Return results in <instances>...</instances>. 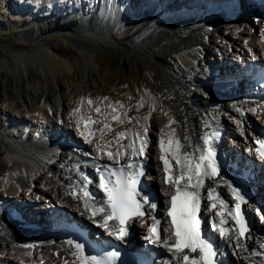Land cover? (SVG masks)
<instances>
[{"label": "bare ground", "instance_id": "bare-ground-1", "mask_svg": "<svg viewBox=\"0 0 264 264\" xmlns=\"http://www.w3.org/2000/svg\"><path fill=\"white\" fill-rule=\"evenodd\" d=\"M30 4L33 6L34 4H44V0H28ZM47 2L49 0H46ZM45 1V2H46ZM54 1V0H53ZM83 1V0H82ZM162 1V2H161ZM195 1V2H194ZM200 0H151L147 7L146 4H141L137 0H130L132 7L136 8L137 10L134 11L135 13L140 14V10L143 9L146 11L145 16L140 17L139 19H132L129 16V13H125L123 9H121L118 5L115 6L114 10L112 11V17L111 22L109 23V28L107 31L101 32L102 34L94 33L89 34L92 38L84 36L83 34L85 32H90L88 27L91 26L92 21H94V18L88 22L84 21V16H86L84 13L82 14V17L80 18L79 23L75 26L74 31H67L61 33H53L54 35L60 34L61 37L64 39L66 38H72L73 36L77 35L80 37L82 36L85 38L84 40H94L97 41L98 45L109 47L112 49L119 50L122 53H132L140 50H147L144 52L148 53V56H153L154 62L151 64L153 69L157 72H159L161 75L165 77L166 82V90L164 91L169 93V96H164L163 99H160V96L157 92L151 91V93L141 94L138 98V112L140 114V119L137 120V127L138 129L129 128V120L126 116H121V119L124 120L123 123H119L117 120L111 119L113 115H116L117 113H124L127 112V110L124 111H117V113H113L111 110L107 114H102V111L100 113H97L93 108L92 104L89 105L87 102L88 100H91V96L87 98H83L81 102V110L80 116L84 119H87L90 117H95V123L92 127H96L95 136L90 135V127L85 128V125L81 124L80 120L81 117L78 119L79 122V130L77 131V121L76 118H73L74 121L71 123H65L63 124L64 127L59 129L58 124L56 123L57 118L59 117L58 112L52 108L49 104V96H43L40 95L39 100H41L40 107L38 109V118L33 117V114L31 115V121L26 120L25 118H15L16 121H13V118H8L9 122L8 125H12L14 129L17 131L19 130L21 134L19 137V140L14 141L13 145L9 146L7 149V172L5 175V178L0 182V198L1 202H4L5 200H9L8 196H14L16 201L19 197V194L21 195L22 199L27 201H33L42 204V202H46L47 205H40L37 206L38 210L41 212H45V216L49 218H55L56 215H63L68 217H74L78 220H84V218H89V216L86 215L84 203L81 202L79 199H73V197L69 196L68 194V186L71 181V177L75 176V174L78 173L75 165L81 166L83 165L84 159H82V154H79L71 149L70 145H67V143L61 144L58 140V137L62 133H68L69 130H73L76 133L79 140L84 141L86 144L93 143L92 141H95L97 137H102L104 134H108L109 130L107 128H104L102 126V122H105L109 124L113 129H115V126L119 127V125L124 127V133H126V137L121 139L119 141L120 144L124 145V148L126 151H128L129 154H131L130 149H128V145L130 141L133 139L132 133H140L143 134V129L147 128V137L149 140V145L146 150V156L148 159L146 160L147 164V175L151 177V184L152 186H155L160 191H165L168 189V187H164L160 184V169L163 168V164L161 163L159 156H160V148H159V142L161 138L163 137L165 141L168 139V133H170L173 129L175 130V136L180 138L181 143H188L183 140V137L187 135L189 137V142L194 147H202L201 138L203 137V134L208 130V127H215L218 125H221L225 128V143L224 145L226 147H229V138H232L234 140V143L237 145L244 144L245 147H249L254 142L255 138L252 136V133L249 132L248 125L251 122H259L264 123V104L256 103L252 104L249 102H243L239 101L236 103L235 101H231L229 98L219 95L218 93H214V91H206L204 89H201L200 91L199 99L196 100L194 98V90L196 88H191L188 85L194 81H192V75H190L189 70H191L190 67L194 64V61L197 60L198 55L203 54L205 57L210 56V46L209 44V37L213 33H205L206 31L202 29V27L199 25L197 27H191L189 25H185L186 22H188L187 19L190 17L191 10L193 5H196V10L198 11L201 3L198 2ZM55 4H58L62 10L60 13L63 14V12L70 10L73 4L76 6H80L81 0H55ZM177 2V9H179L181 6H184V12L183 16H179L176 13L168 12L170 7L174 5V3ZM50 3V1H49ZM124 4V0H122L121 5ZM160 4L161 6H164L165 8H168L167 13L166 9H163L160 14L155 15L154 14V7ZM50 5V4H49ZM48 5V6H49ZM32 6L29 7H23L21 8V11L19 14L14 16L19 17H31L32 11L35 9L40 8L39 6ZM46 5V7H48ZM57 6V5H56ZM59 6H57L59 8ZM62 6L67 7V9H64ZM50 7H52L50 5ZM48 7V9H50ZM56 7V8H57ZM46 10V13L49 14V12L52 10ZM24 10V11H23ZM109 12V11H108ZM108 12H100L99 16L101 19H104L105 13ZM14 13V12H13ZM96 13V11L94 12ZM133 14V13H132ZM97 15V14H96ZM124 15V16H122ZM122 16V17H121ZM114 17V18H113ZM149 17V18H148ZM182 17H185L184 19ZM202 17V16H201ZM200 17V18H201ZM143 18V19H142ZM178 18H181V20H178ZM36 19V17H35ZM46 19V18H45ZM146 19H150V21H147ZM64 20V19H63ZM140 21V26L137 30L139 33H143L142 37H125L123 36L122 32L124 29H127L130 27V22L134 21ZM142 20V21H141ZM240 20V21H239ZM236 23L234 22H228L226 28H220L218 23H215V30H219L218 33L224 36L225 41L231 40L229 43L234 46V48L230 49L227 47H224V43L217 42L215 39L210 40V44H212L215 49L217 50L222 58H225V60H231L230 56H235L237 54L239 57H242L246 54L247 50L242 48L240 44H236L235 41L232 38V35H229L226 30L232 29L235 30V33H241L245 35V38L247 37V47L248 52H252L254 56L257 57V60L259 62H264V43H262L261 36L263 34L262 24H260V21H257L256 23L253 21V19L245 18V19H239ZM41 21V22H40ZM40 23L37 24L35 28L28 32H21V34L18 36V40L20 41H26L29 46L32 44V42L42 33L44 32L47 34L50 32L48 29H44V22L40 20ZM171 21H174L173 23ZM246 23L248 25L246 26ZM50 23V22H49ZM234 23V24H233ZM52 24V23H51ZM55 24V23H54ZM260 24V25H259ZM80 26H84L85 29L81 30ZM166 26H172V28H179V34H171V37H162L158 41H155L156 37L153 39L151 36L153 34H159L157 31L159 29H169L166 28ZM57 27V26H55ZM146 27V28H143ZM148 27L154 28L155 31L150 33H145ZM246 27H248V32L246 31ZM46 28V27H45ZM58 28V27H57ZM60 28H58L59 30ZM141 29L145 31H141ZM184 29V30H181ZM36 30V31H34ZM46 30V31H44ZM92 30V28H91ZM97 30V29H95ZM150 30V29H149ZM116 32L120 36V38L123 41H128L124 44L121 42H113L109 40L107 35L110 33L107 32ZM151 31V30H150ZM167 31V30H166ZM39 32V33H38ZM26 34V35H23ZM98 34V35H96ZM35 39H34V36ZM165 36V35H164ZM46 37V36H45ZM96 37V38H95ZM44 39V38H43ZM88 39V40H87ZM108 39V40H106ZM42 39L39 38L33 46V50L36 54H40V52L47 53V49L41 47V41ZM233 40V41H232ZM73 42V41H72ZM39 45V47H38ZM86 47H80L79 46V52L80 56L77 58L78 62L83 65L85 68L89 67V64H91L93 60V51L89 50L90 47L94 49L96 46L91 45L89 43H85ZM48 46V45H47ZM89 48V49H88ZM213 48V47H212ZM229 50V51H228ZM28 51V50H27ZM27 51H17L16 54H19L20 52H27ZM246 51V52H245ZM16 52V51H15ZM53 52V51H52ZM96 52V51H95ZM54 53V52H53ZM232 53L234 55H232ZM12 53V58H16ZM141 54V53H140ZM21 54H19L20 56ZM242 55V56H241ZM18 64L20 63L19 60L16 59ZM243 60H248L246 58H243ZM207 61V59H206ZM208 62V61H207ZM29 62H27L28 64ZM6 65H0V71H4L10 75H16L15 62H9L5 63ZM54 66L55 69L58 70V68H61L62 70H66L71 67V64L69 62L62 63L61 65L57 64L54 60ZM225 67L223 66V69ZM56 70V71H57ZM188 70V71H187ZM45 72L47 75L51 72L49 67L45 69ZM212 70L207 68V70L204 72V75L206 78H211L207 82H212L213 74ZM228 72H230V68L228 67ZM55 82H57V76L54 77ZM53 78V79H54ZM53 81V80H52ZM188 85H186V83ZM168 82V84H167ZM153 84V83H152ZM199 84H201L199 82ZM212 85V83H211ZM214 89V88H211ZM171 90H176L177 94H173ZM199 90V89H196ZM171 91V92H170ZM174 92V91H173ZM197 92V91H196ZM193 94V95H192ZM197 93H195V96ZM198 95V96H199ZM216 96L224 98L223 100H220V103H222L223 108L225 111H228L230 120L225 119L221 114V111H215L213 109H210L207 107L209 103H213V101L217 100ZM194 98V99H193ZM197 98V97H196ZM220 99V98H218ZM92 101V100H91ZM40 103V102H39ZM140 103H143V107H139L138 105ZM178 104L180 111H175V113L171 112V106L170 105ZM237 109L239 111H237ZM253 109L255 111H253ZM224 111V112H225ZM78 112V113H79ZM128 115V112H127ZM158 115V116H157ZM157 116V117H156ZM235 116L237 119H244L245 124L244 127H240L237 120L233 117ZM61 117V116H60ZM145 117H148L146 120ZM12 119V120H11ZM229 119V118H228ZM76 120V121H75ZM172 120L174 123L169 125V121ZM112 122V124H110ZM30 124V125H29ZM27 125L30 127L27 128ZM168 125V127H165ZM45 126L53 127L57 130L56 134H52L55 138V142L57 145H55V142L50 146L49 142H46L43 139V135L46 134L45 131H42V128H45ZM8 127V126H7ZM19 127L20 129H18ZM10 128V127H9ZM102 129V131H101ZM58 130H61V133L58 132ZM210 130V129H209ZM119 131V130H118ZM261 132L259 127L255 126V132ZM29 132H32L33 135H31L32 138L26 137V135L29 134ZM80 132H84L85 135L81 136ZM151 135H150V134ZM112 134V133H111ZM156 135V139L152 136ZM87 138V139H86ZM115 140V139H114ZM98 143V142H96ZM90 144V145H91ZM92 146V147H91ZM90 147H87V154L86 156L92 155L93 157L100 159V158H106L108 159V156H105L102 151L103 149H111L112 153H115L117 151V141H115L114 146L110 147H104L100 145L92 144ZM85 147V146H84ZM137 147H139V142H137ZM89 148V149H88ZM186 150L188 152H192V147H187ZM242 157V155H240ZM144 158V157H142ZM109 160V159H108ZM174 164V163H173ZM47 174V175H46ZM220 181V178L216 179H206L205 180V186L206 188H214L218 194H220L221 198H224V192L225 188L219 187L216 185L217 182ZM264 179L262 180V182ZM18 194V195H17ZM33 194V196H31ZM37 195V196H35ZM6 196L7 198H3ZM201 196L203 199L202 207L204 210L207 209L208 206L212 202H210L207 199V192L206 190H202ZM35 197H37L39 200H37ZM34 198V199H33ZM33 199V200H32ZM9 201V202H13ZM35 204V203H34ZM36 206V205H35ZM1 210V208H0ZM99 217V216H97ZM15 225L10 224L9 219L6 216H3V214H0V263L2 264H64V260H68L71 262L74 257L71 255L72 250L70 247L65 246L64 244H58V248L54 245H40L37 247H40V249L36 252L35 255L29 254V251L27 249L19 248L15 245L14 242L20 241L18 239L17 234H19V230L15 229L13 226ZM259 231L263 230L262 226L259 227ZM40 231H33L32 233H38ZM252 239L248 241L249 248L252 250H259L258 242H264V230L257 232L256 230L251 232ZM223 252V259L227 260L230 259V252L233 253V249L227 253L226 250H222ZM58 254V255H57ZM233 255V258L229 260L227 264H257L260 260V256H253L250 254V252H241L239 255ZM229 257V258H228ZM246 258V259H245Z\"/></svg>", "mask_w": 264, "mask_h": 264}, {"label": "rangeland", "instance_id": "rangeland-1", "mask_svg": "<svg viewBox=\"0 0 264 264\" xmlns=\"http://www.w3.org/2000/svg\"><path fill=\"white\" fill-rule=\"evenodd\" d=\"M45 1L46 0H44V4H42V6L40 5L41 11L43 10L46 11L48 7H50L49 1L51 2L52 0H49L48 2ZM22 2H25V4L30 3L28 0H22ZM22 5H24V3H21V0H0V65H6L5 63H9V62H15L17 66L15 67L16 75H10L4 71H0V110L3 112V113L1 112V115H6L7 113L6 117L9 119L10 117L13 118V120L11 119L12 121H16L15 118L17 119L25 118L26 120L31 121L30 117L32 114L33 117L38 118L37 116L38 109L41 104V100H39L38 97H40L41 94L43 96L48 95L50 97L49 98L50 106L58 112L59 117L57 118L56 123L58 124L57 125L58 128L61 129L64 127L63 124L69 122L72 123L74 121L73 118H76V120H78L81 117L79 110H81L82 99L91 96V100L93 101L92 108L94 110L97 107H99L102 111V114H107L111 110L110 109L111 107H109L110 104L112 106L115 105L117 107L116 108L117 111L127 110L128 112L127 117L132 118L131 122H129L130 124L129 128L132 127L134 129L136 128L138 129L137 120H139L141 116L137 110L138 107L136 105L138 103L137 100L139 96L141 94L144 95L146 94L147 96V94L148 93L150 94L151 91L157 92L161 100L165 95L169 96V93L168 94L167 92L164 93V91L166 90L165 77L153 69L151 65L154 62V60L152 59L153 56L151 55L148 56V53L144 52L147 50L144 49L143 51L140 50L139 52L136 51L132 53H122L116 49L100 46L98 45L97 41H94L92 39L91 40L87 39L88 41L84 40L85 39L83 38L84 36L92 38L91 35L86 34L89 33L88 31L83 34V37L82 36L80 37V35L73 36L72 40L75 42L72 41L69 42V39L71 38L64 39L63 37H61L60 34L54 35L53 33H61L62 31L63 32L74 31L75 30L74 25L78 21V18H73L72 22H65L64 24H61L60 20L57 18V13H58L57 6L50 7V9L52 10L51 12H49V15L45 17L46 18L45 20H42L43 18H39V17L35 19V16L33 15L27 18L14 16V14L15 15L19 14L21 8H23ZM46 5L49 6L46 7ZM29 6L32 5L30 4ZM25 7L26 6H24V8ZM45 11L43 13H46ZM40 19L43 22H47V21L50 22L51 26L49 27L47 26L45 28V24H44V29L46 30L48 29L49 32L58 30V28H60L59 30L62 31L53 32L50 34L49 33L46 34L45 32L44 34L42 33L41 34L42 40L40 41V43H41V47L47 49V53L40 52V54L38 55L33 50V47L35 46H31V45L29 46V44H27L26 41L18 40L19 39L18 36L21 34V32L29 33L30 31H32L37 25L35 23L41 22ZM146 20L150 21V19L149 20L146 19ZM129 24L130 27L124 29V31L122 32L123 36L125 37H121V38L128 39V37L143 36L142 35L143 33L137 32L138 28L141 27L140 21L137 20L134 22H130ZM55 26H57L58 28ZM90 27H88L89 31H91ZM166 28L169 29H163V30L159 29L157 33H160V35L153 34L151 38L154 39L156 37L155 41H158L162 37H166V36L171 37V34L173 33L179 34V28L177 29L172 28V26H166ZM245 29L248 32L249 30L248 27H246ZM145 30H146L145 33H150L155 31V29L151 27H148V29ZM145 30L141 29L140 32ZM99 32L100 34H102L101 31ZM226 32L229 35H232V38L235 41V43L240 44L242 48L247 50V52L246 51L245 52L246 54H248V47H247L248 38L247 37L245 38L244 34L235 33L236 31L232 29H227ZM120 36L121 35H119L118 33L116 32L113 33L110 31V34L107 35L106 38H108L113 42H118V43L121 42L122 44L128 42V41H123L120 38ZM213 39H215L217 42H221L222 44L224 43V47L226 48L227 47L229 49L230 47L234 48V46L229 43L231 40L225 41L223 35H221L220 33L217 34L215 33L212 34L211 37H209L208 39L209 40L208 45L209 46L211 45L210 46L211 51L215 49V47L212 44H210V40ZM85 43H89L91 45L96 46V48L94 47V49L92 47H90V49L88 48L89 50L93 51L92 53L93 60L91 64H89V67L87 68L81 65L77 60V58H79L80 56L79 46L86 47ZM8 48L10 49L19 48L21 50L28 48V51L23 53L20 52L19 54L21 55L19 56V54H16L17 52H15L14 50L12 51ZM12 53L16 54L14 55L16 57L15 59L12 58ZM218 54L219 56H221L219 52ZM232 55L234 54L232 53ZM235 55L236 57L230 56L231 57L230 59H232V61L238 60L239 58H240L239 61L243 60V58L246 59L249 58L248 55H244V56L241 55L242 57H239L237 54ZM16 59H21V61L19 60L20 62L19 64ZM54 60L59 65L65 62H69L71 64V67L66 70H62L61 68H58L57 70L55 69L54 66L55 65ZM196 61H194V63ZM27 62L29 63L27 64ZM47 67H49L51 71L49 75H47L45 72V69ZM190 68L192 69L193 67ZM189 72L190 75L191 73H193L191 70H189ZM55 76H57V82H55V78H54ZM193 88L198 89V87H192V89ZM196 89H193L194 98L198 100L200 97L199 93L200 91L202 92V90L200 88L199 90ZM171 91L173 94H177L176 90H171ZM195 93H197L196 96ZM105 97H107V100L104 99ZM120 104H122L124 107L121 108L119 106ZM170 106H171L170 111L172 110L171 111L172 113L173 112L175 113L176 110L180 111L179 106L181 105L178 106V104L175 105L171 104ZM221 115L227 120H230L231 118L229 117V112L223 111ZM8 123L9 122L1 121V116H0V182L5 178L7 172V166H8L7 149L9 146L13 145L14 141L19 140V137L21 136L19 135L21 134L20 131L19 130L17 131L16 129L13 128L12 125H8ZM110 124H112V122H110ZM17 128L20 129L19 127ZM58 132L61 133V130H58ZM119 132H124L123 126L121 125H119V127L115 126V129L111 127V131H109L108 134H104L102 137H97L95 141H92L93 142L92 144L95 143V145H100L104 147L114 146L115 141H117V133ZM65 133L63 135H65L66 137H71L72 139H74L73 136L77 137L76 133L73 130L72 131L69 130L68 133L66 134ZM31 135H33L32 132H29V134L26 135V137H28V139L32 138ZM152 136L155 139L157 138L155 137L156 135H152ZM81 143H84L85 146L84 149L86 150V152L83 153V155L86 156L88 151L86 145L90 147L92 144L91 143L86 144L84 141H82ZM235 147L238 149L240 145L235 144ZM77 151H78L77 153L82 154L81 151H83V149ZM31 196H33V194H31ZM35 198L39 200L37 197ZM261 198H264V194L261 195ZM35 204L37 206L47 205L46 202H42V204H40L38 203V201H36ZM261 226L262 225H257L255 230L257 229L259 231L260 229L259 227ZM255 230H253V232ZM232 254L233 253L230 252V259H227V261L233 258ZM46 264H51V263H48L47 261Z\"/></svg>", "mask_w": 264, "mask_h": 264}, {"label": "snow or ice", "instance_id": "snow-or-ice-1", "mask_svg": "<svg viewBox=\"0 0 264 264\" xmlns=\"http://www.w3.org/2000/svg\"><path fill=\"white\" fill-rule=\"evenodd\" d=\"M261 39L264 41V34ZM104 99L107 100V97ZM87 103L91 105L93 101L88 100ZM119 106L124 107L122 104ZM138 106L143 107V103ZM109 107L112 108L113 113H117L116 107L111 104ZM95 111L100 113L101 109L97 107ZM121 116L126 117L127 112L117 113L112 116V119L123 123ZM81 119L84 118L81 117ZM131 119L128 117L129 122ZM145 119L147 120L148 117ZM79 122L78 120L77 131H80ZM95 123L97 121L89 116L85 121V128ZM172 123L174 121L170 120L169 125ZM104 128L111 131L107 123L104 124ZM147 131L148 129L145 128L143 135L132 133L133 139L128 145L131 154L125 150L123 144L119 143L127 135L124 132L117 133V151L104 153L113 163L104 166L107 174L101 176L99 187L105 192L107 199L98 207L93 195L88 191V185L92 181L80 171L78 164L74 166L81 180L68 186L73 190L68 194L73 195V199H79L84 203L85 210L91 213L90 218L107 229L110 236H114L118 241H124L130 235L129 228L135 219L150 216L154 223L148 227L149 235L145 239L155 248L163 249L168 253L164 258V264H218L217 258L223 255L222 246L224 245L232 247L234 255L250 252L253 256H264V242H258V251L250 249L248 245V241L252 239V226L243 207L248 204L245 196L232 188L236 203L230 206L221 199L214 188L205 186L206 179H213L218 174L214 159L215 152L209 144V137L204 138L206 149L192 146L187 135L183 137V140L188 143H181L180 138L175 136L174 129L168 133L167 141L161 138L159 159L163 164L164 173L161 183L173 189L171 193L164 191V195L169 197L165 210L169 223L167 226H161L162 219L155 215L158 204L144 192L141 182V177L145 174L144 164L148 159L146 156L149 145ZM80 135L84 136L85 133L80 132ZM90 135L95 136V132H91ZM257 144V153L261 159H264V141H257ZM187 147H192L193 151L188 152ZM196 153L199 155L197 156ZM140 157H144V161H140ZM122 160L123 163H121ZM202 190H206L207 199L212 202L206 211L215 210L216 217H219L218 222L215 218L210 221L211 233L202 227L203 224L208 223L203 220ZM225 209H227L226 212ZM101 214L102 220L96 221L95 217ZM258 216L260 222L264 224V213H258ZM110 221H117L119 227L110 224ZM212 234L217 236L214 238ZM216 239L220 241V244L215 242ZM72 246L75 249L71 252L74 259L71 262L64 260V264H112L113 258L118 255L109 253L101 259L96 255H87L84 244L74 243Z\"/></svg>", "mask_w": 264, "mask_h": 264}, {"label": "water", "instance_id": "water-1", "mask_svg": "<svg viewBox=\"0 0 264 264\" xmlns=\"http://www.w3.org/2000/svg\"><path fill=\"white\" fill-rule=\"evenodd\" d=\"M115 6H117V4L115 5L113 3V1L110 2L109 0H101V1L98 2V4H97V12L93 16V18H94V21L93 22H94L95 25H91L90 28H92V30L90 29L91 31L89 33L94 34V33H98L99 31H101V32L107 31V29L109 28L108 27L109 26V23L111 22V19H110L112 17V14L111 13L114 10ZM100 12H102V13L103 12H108V13H105L104 14L105 15V17H103L104 19H101L100 16H99ZM122 16H124V15H122ZM84 21H85V19H84ZM80 28H81V30L85 29L84 26H80ZM95 29H97V30H95ZM98 34L100 35V32ZM41 37L42 36H38L32 42L31 46H33L34 43L37 40H39V38H41ZM70 41H73L72 38L69 39V42ZM73 42H75V41H73ZM8 49H10V48H8ZM10 50H12V51L14 50V51L17 52V51H19V48H13V49H10ZM27 50H28V48H25V49H22L21 51H27Z\"/></svg>", "mask_w": 264, "mask_h": 264}]
</instances>
